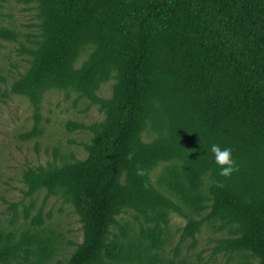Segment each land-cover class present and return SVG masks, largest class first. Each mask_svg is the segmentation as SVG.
Segmentation results:
<instances>
[{"label": "trees", "instance_id": "trees-1", "mask_svg": "<svg viewBox=\"0 0 264 264\" xmlns=\"http://www.w3.org/2000/svg\"><path fill=\"white\" fill-rule=\"evenodd\" d=\"M21 1L33 4L36 32L17 42L26 68L0 89V99L31 107L18 138L41 135L51 90L102 117L64 124L85 133L84 157L54 147L52 159L21 169L29 202L8 206L24 209L22 223L0 220V264H207L219 255L264 264V0ZM17 37L0 26V40ZM212 143L232 150L228 176ZM51 197L81 230L56 259L64 236L41 213ZM170 213L185 221L175 233ZM203 226L216 233L205 261L203 248L193 252Z\"/></svg>", "mask_w": 264, "mask_h": 264}, {"label": "rangeland", "instance_id": "rangeland-1", "mask_svg": "<svg viewBox=\"0 0 264 264\" xmlns=\"http://www.w3.org/2000/svg\"><path fill=\"white\" fill-rule=\"evenodd\" d=\"M32 3H24L21 0H0V26H6L18 33L16 41L0 40V76L5 77L0 82V89L7 87L16 72H23L27 64L26 55L18 53V44L24 40L23 35L28 32H36L30 24H34L35 11ZM25 45V43L23 41ZM13 76V77H12ZM110 91V83H105L99 89L98 94L107 97ZM75 94L65 96L62 91H48L41 104V128L40 136L28 141H21L18 134L28 130L31 126V107L25 98L11 95L6 99H0V220L3 222L22 223L24 209L18 205L16 208H8L12 202L21 199L27 205L29 198H22L23 185L19 180L22 168L27 165L43 164L53 157V148L57 147L65 152L71 151L77 157H84V152L79 144L85 138L82 131H68L65 127L67 120L90 123L101 119L95 106L87 111H82L85 103L82 100L75 101ZM68 139L75 142L69 143ZM4 198L3 201L1 198ZM43 191L32 196L34 208L30 209L33 215L41 206ZM43 220L64 236L63 246L56 258H63L72 250L73 245L67 244V240L79 242L81 240L80 224L72 208L62 204L59 198L51 197L42 206ZM168 230L175 233L184 224V220L170 213ZM178 232V231H177ZM216 233L210 231L208 226H203L197 235V245L193 252L204 249L201 253L203 261L210 256L212 238ZM173 240H176L174 236ZM173 241V242H174ZM184 252V247L182 248ZM235 259L233 258L232 261ZM207 264H227L226 257L214 256Z\"/></svg>", "mask_w": 264, "mask_h": 264}, {"label": "clouds", "instance_id": "clouds-1", "mask_svg": "<svg viewBox=\"0 0 264 264\" xmlns=\"http://www.w3.org/2000/svg\"><path fill=\"white\" fill-rule=\"evenodd\" d=\"M213 154V159L217 165H220L218 171L220 175L228 176L234 171L235 161L232 158V150L228 146H220L217 143H212L208 149ZM131 158V153L128 154Z\"/></svg>", "mask_w": 264, "mask_h": 264}]
</instances>
